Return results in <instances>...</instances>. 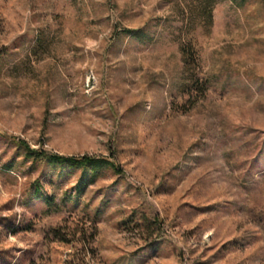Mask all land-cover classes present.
I'll return each mask as SVG.
<instances>
[{"label":"rangeland","instance_id":"1","mask_svg":"<svg viewBox=\"0 0 264 264\" xmlns=\"http://www.w3.org/2000/svg\"><path fill=\"white\" fill-rule=\"evenodd\" d=\"M0 264H264V0H0Z\"/></svg>","mask_w":264,"mask_h":264},{"label":"trees","instance_id":"2","mask_svg":"<svg viewBox=\"0 0 264 264\" xmlns=\"http://www.w3.org/2000/svg\"><path fill=\"white\" fill-rule=\"evenodd\" d=\"M182 55L185 63V69H189V56L185 48H182ZM21 145L36 158L47 157L51 162L63 164L69 163L73 166H78L81 168H85V166H90L92 168H102L109 167L116 171H118V167L110 158L101 157L95 158L87 155L76 156V155H63L59 153H50L46 154L41 149H33L26 141L20 142Z\"/></svg>","mask_w":264,"mask_h":264}]
</instances>
